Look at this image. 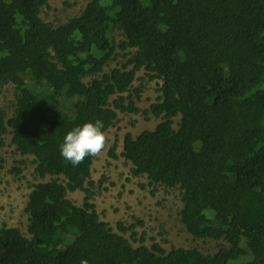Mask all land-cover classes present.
<instances>
[{"label":"trees","instance_id":"obj_1","mask_svg":"<svg viewBox=\"0 0 264 264\" xmlns=\"http://www.w3.org/2000/svg\"><path fill=\"white\" fill-rule=\"evenodd\" d=\"M49 6L0 0V90L16 89L14 115L0 109V144L11 133L39 181L31 237L0 226V264H264V0H91L60 25L42 18ZM119 51L126 62L106 71ZM141 71L160 81L144 114L161 121L125 134L121 156L154 189L179 190L186 230L226 243L215 254L148 247L119 222L135 247L100 218L96 157L74 167L61 156L75 127L100 120L108 132L118 111L141 112ZM77 191L82 205L69 198Z\"/></svg>","mask_w":264,"mask_h":264},{"label":"rangeland","instance_id":"obj_2","mask_svg":"<svg viewBox=\"0 0 264 264\" xmlns=\"http://www.w3.org/2000/svg\"><path fill=\"white\" fill-rule=\"evenodd\" d=\"M91 0H50V6L45 8L42 18L49 23L60 25L70 18L78 16ZM116 38L123 39V33L117 31ZM119 57L113 60L106 68H120L125 62L124 54L118 52ZM144 78L145 80H141ZM86 81H89L86 79ZM160 81H150L145 78V72L138 73V78L133 87L143 85L140 100L136 105L140 113H122L118 111V120L107 132L109 147L106 151L96 156L92 167V179L96 182L94 203L100 218L110 223L114 231L124 235L135 247L140 243L132 240V233L121 232L117 224L125 226L136 225L135 232L138 238L145 237L144 244L151 247L159 243L164 249L170 251L172 247L196 248L205 254H215L224 241L210 239H196L187 230L181 221L180 211L183 202L179 190H168L164 187L148 185L145 177L132 175L131 163L122 156L123 138L125 134L139 135L146 130H154L161 119L153 115L146 116L144 111L156 102L159 96L157 89ZM16 89L10 84L0 90V109L7 112L8 118L15 112ZM180 117L175 119V128H178ZM118 142V158H111L110 148ZM33 156H22L17 152L12 143V134H7L0 144V226L18 228L26 237H31L29 232L30 215L26 212L33 185L38 183L34 176ZM26 160L27 166H22L19 161ZM15 168H20L17 173ZM154 190V192H153ZM85 193L82 191L69 193V198L77 205H82ZM139 221L143 223L140 224Z\"/></svg>","mask_w":264,"mask_h":264},{"label":"clouds","instance_id":"obj_3","mask_svg":"<svg viewBox=\"0 0 264 264\" xmlns=\"http://www.w3.org/2000/svg\"><path fill=\"white\" fill-rule=\"evenodd\" d=\"M100 120L77 126L68 132L60 145L61 156L72 166H79L91 156L96 157L109 147V137ZM82 264H87L83 261Z\"/></svg>","mask_w":264,"mask_h":264}]
</instances>
